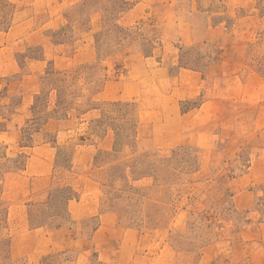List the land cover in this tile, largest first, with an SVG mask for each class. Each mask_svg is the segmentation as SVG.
Wrapping results in <instances>:
<instances>
[{"label":"rangeland","instance_id":"374dc122","mask_svg":"<svg viewBox=\"0 0 264 264\" xmlns=\"http://www.w3.org/2000/svg\"><path fill=\"white\" fill-rule=\"evenodd\" d=\"M103 221L264 264V0H0V264Z\"/></svg>","mask_w":264,"mask_h":264},{"label":"crops","instance_id":"0c3cea01","mask_svg":"<svg viewBox=\"0 0 264 264\" xmlns=\"http://www.w3.org/2000/svg\"><path fill=\"white\" fill-rule=\"evenodd\" d=\"M74 206L77 218L84 217L91 208L84 201H77ZM169 241L155 251L142 248L143 240L137 230L103 221L95 230L92 245L81 247L69 264H88L91 251L97 252L102 264H176L177 246Z\"/></svg>","mask_w":264,"mask_h":264}]
</instances>
